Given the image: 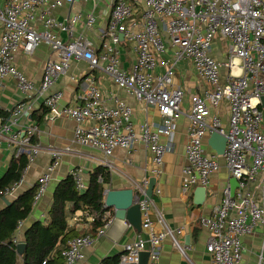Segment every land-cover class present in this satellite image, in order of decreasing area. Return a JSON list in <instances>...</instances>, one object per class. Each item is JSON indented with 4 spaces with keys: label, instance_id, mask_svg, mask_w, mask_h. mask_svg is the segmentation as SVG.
Listing matches in <instances>:
<instances>
[{
    "label": "built area",
    "instance_id": "1",
    "mask_svg": "<svg viewBox=\"0 0 264 264\" xmlns=\"http://www.w3.org/2000/svg\"><path fill=\"white\" fill-rule=\"evenodd\" d=\"M73 1L0 0V90L4 77L10 76L24 98L35 92L44 94L42 103L48 112L75 121L74 141L101 150L104 157L111 155L115 147L128 149L140 140L157 166L152 172L159 173L158 165L173 147L175 121L183 113L184 91L173 85L174 65L189 59L207 86L202 93L189 96L181 189L186 192L195 186L206 188L211 174L219 166V157L223 158L229 175L237 180V189L231 195L226 186L220 203L212 207L210 215L201 217L200 222L208 232L205 249L211 264H239L241 237L255 227H261L264 233V179L260 201L252 199L248 192L249 182L259 171L263 170L264 178V129L261 128V112L257 109L259 98L264 94V0H108L106 24L97 31L98 52L89 37L72 34L74 25L81 21L85 28H93V12L85 15L76 12L63 19L53 14L55 9ZM91 1L93 5L99 2ZM58 32L67 33L68 38L61 39ZM216 35L230 42L223 62L210 54ZM122 40L131 44L136 54L129 70L119 66ZM41 43H46L55 57L45 60L37 87L15 64L14 56L19 48L31 54ZM165 51L170 52V57L159 61L157 54ZM72 60H84L91 69L100 68L118 87L156 106L161 123L152 126L144 122L135 133L131 106L116 96L112 105L106 104L98 84L90 76L84 78V93L76 101L61 104L60 90L47 91ZM157 65L165 66L161 73L154 71ZM222 66L227 68L223 81L220 80ZM224 100L230 109L226 127L221 125L217 115L207 120L209 109ZM31 107L30 99L20 100L3 117L0 106V151L2 142L6 141L23 151L28 161L41 150V145L31 140L39 132V126L28 124L19 128V119ZM89 120L93 124L85 126ZM215 130L226 138L221 155L215 151L209 153L204 148V137ZM161 135L165 136V141H161ZM69 149L66 146L62 150H49L50 161L38 177L32 206L46 191L62 151ZM69 173L76 188L84 191L87 183L79 169L73 167ZM17 184L14 182L4 193H10ZM139 193L134 195L133 201L139 206L142 227L149 230L150 198L143 186H139ZM83 214L93 220L94 215ZM157 216L163 230H149L146 239L140 237L125 243L116 264H138L143 249L148 251L146 264H159L160 244L167 236L185 255V247L174 231L164 223L161 215ZM106 222L94 235H76L67 240V247L62 252L66 264L80 263L83 249L105 232ZM12 239L16 245L23 241L18 230ZM257 264H264V245Z\"/></svg>",
    "mask_w": 264,
    "mask_h": 264
},
{
    "label": "crops",
    "instance_id": "2",
    "mask_svg": "<svg viewBox=\"0 0 264 264\" xmlns=\"http://www.w3.org/2000/svg\"><path fill=\"white\" fill-rule=\"evenodd\" d=\"M107 3L108 0H99L97 5H93L91 0H74L70 4H64L55 9L53 14L58 19H63L65 16L76 12L82 13V15L93 12L95 17L93 28H85L84 23L81 21L74 25L72 34L81 33L89 37L94 42L96 52H98L100 48H98L97 31L106 24L108 16ZM58 35L63 40L68 38V34L65 32H58ZM229 45L230 42L226 38L216 35L212 41L210 54L216 60L223 62L227 57ZM53 57H55V54L49 46L46 43H41L31 54H27L19 48L15 53L14 62L38 87L44 62L46 59ZM157 57L159 61L168 59L170 52L165 51L157 54ZM119 59V66L126 70H129L136 60V54L131 44L123 40L119 45ZM164 67V65H157L154 71L161 73ZM226 73L227 68L222 66L220 69L221 81H223ZM88 76L93 77L98 84L102 99L106 104L112 105L113 98L116 96L131 106V122L135 133H138L140 125L144 122L152 126H158L161 123V116L156 106L145 103L137 99L131 92L118 87L112 78L100 68L91 69L84 60H72L68 68L53 82L47 93L60 90L62 92L60 103H73L79 95L84 93L86 86L84 78ZM172 81L174 86H180L184 91V97L181 102L183 113L176 119L174 124L172 150L163 156L162 162L158 165L159 173H155L152 172V169L157 168V166L152 160V154L140 140H136L128 149L120 146L115 147L111 155L104 157L101 150L74 141L75 121L72 118L45 114V109L47 108L42 103L44 94L41 95L35 92L31 97L24 98L17 89L14 79L10 76L4 77L3 87L0 90L2 116L6 117L8 110L15 103L20 100L30 99L32 103L31 110L19 119V128L28 124H37L39 132L34 135V142L41 145V150L31 161L27 160L19 180L15 181L18 184L14 186L13 190L10 193H4L3 191L2 196H5L11 202L23 191L35 187L39 175L50 161L49 150L51 148L62 150L66 146L70 148L68 151H62L58 164L51 173V180L46 191L36 205L31 207L27 217L21 221L17 229L18 236L21 239L26 227L32 222L43 220L46 217L52 201L54 186L69 173L71 168L76 167L79 169L82 178L87 183L89 173L95 167L103 166L109 176V181L104 184V188H131L133 199L135 194L140 195L139 186H143L146 191L149 178L153 177L154 181L151 188L150 209L148 212L151 220L149 230L153 232L163 230V225L158 221L157 216L161 215L164 223L174 231L177 240L185 247V255H183L172 244L171 238L169 236L165 237L159 248V264H211L210 255L205 249L208 232L201 225L200 220L201 217L210 215L212 207L220 203L223 197V189L228 186L230 190V179L232 176L229 175L223 158L219 157V166L210 176L202 204L193 203L196 186L186 192L182 191L181 167L185 162L184 147L189 124V118L186 113L189 107V96L196 92L202 93L207 85L189 59H182L174 65ZM257 109L261 112V128L264 129V94L259 98ZM212 115H217L221 125L226 127L230 115L228 102L224 100L217 107H211L207 116L208 121ZM92 124V121L89 120L86 121L85 126ZM208 136L207 134L204 137V148L211 153L214 150L207 142ZM160 139L161 141L166 140L163 135H161ZM22 154L26 156L17 147L10 145L6 141L2 142L0 178L7 171L11 162L13 160L16 161ZM263 179L262 170L248 184V192L255 201L261 200ZM236 189L237 186L234 191ZM2 196H0V209L8 205L2 199ZM105 207L107 208L102 214L103 217L107 218L105 232L96 236L91 245L83 249V259L79 264H103L104 262L110 264L112 260L117 259L122 253L125 243L140 237L144 239L148 237L149 230L144 229L142 224L138 230L126 219L115 217L112 206ZM83 212V210H77L70 213L67 220L77 230L85 231L90 229L91 219L84 215ZM263 245L264 233L261 227H255L249 233L244 234L241 237L239 264H257ZM141 251H147V249Z\"/></svg>",
    "mask_w": 264,
    "mask_h": 264
},
{
    "label": "trees",
    "instance_id": "3",
    "mask_svg": "<svg viewBox=\"0 0 264 264\" xmlns=\"http://www.w3.org/2000/svg\"><path fill=\"white\" fill-rule=\"evenodd\" d=\"M45 114H48V109H45ZM31 140L34 142V136ZM26 163L27 157L24 154L11 162L0 178V196L7 187L19 180ZM108 181L109 176L103 166H97L89 173L84 191L76 188L70 173L60 179L53 188L52 201L46 217L32 222L24 229L22 240L25 246L20 252L12 238L20 221L25 219L31 210L37 184L19 194L0 209V264H66L62 252L67 247V240L76 235H94L107 221L102 214L107 208L103 199L104 184ZM77 210L94 215L90 229L77 230L68 223V215ZM117 261L118 258L110 264H116Z\"/></svg>",
    "mask_w": 264,
    "mask_h": 264
},
{
    "label": "water",
    "instance_id": "4",
    "mask_svg": "<svg viewBox=\"0 0 264 264\" xmlns=\"http://www.w3.org/2000/svg\"><path fill=\"white\" fill-rule=\"evenodd\" d=\"M53 111H49L48 115L53 116ZM208 144L212 149L219 155L224 151L226 138L223 134L218 131H212L207 139ZM153 177L149 178L148 187L145 191V194L148 198L151 196V188L153 184ZM237 186V180L232 177L230 179V194L233 195V191ZM206 188L204 186H196L194 191L193 203L202 204L205 199ZM133 191L131 188L126 189H104V205L112 206L114 209V216L117 218L126 219L133 227L140 229L141 226V213L139 206L136 202L133 201ZM2 199L6 204L10 202L2 196ZM25 246V242L21 241L16 245V249L20 252ZM148 252L141 251L139 255L138 264H146Z\"/></svg>",
    "mask_w": 264,
    "mask_h": 264
}]
</instances>
